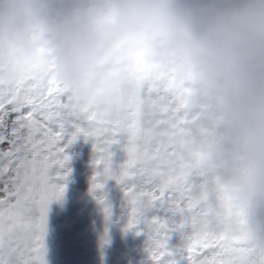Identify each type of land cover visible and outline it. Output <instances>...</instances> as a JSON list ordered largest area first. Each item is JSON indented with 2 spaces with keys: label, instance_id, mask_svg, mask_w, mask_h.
<instances>
[{
  "label": "snow or ice",
  "instance_id": "snow-or-ice-1",
  "mask_svg": "<svg viewBox=\"0 0 264 264\" xmlns=\"http://www.w3.org/2000/svg\"><path fill=\"white\" fill-rule=\"evenodd\" d=\"M126 71L105 102L79 110L54 76L0 83V264H46L48 205L64 193L65 149L80 135L93 139L100 169L90 190L120 186L145 264H264V238L231 228L225 185L202 163L208 118L188 78L143 60Z\"/></svg>",
  "mask_w": 264,
  "mask_h": 264
},
{
  "label": "clouds",
  "instance_id": "clouds-1",
  "mask_svg": "<svg viewBox=\"0 0 264 264\" xmlns=\"http://www.w3.org/2000/svg\"><path fill=\"white\" fill-rule=\"evenodd\" d=\"M137 60L188 78L230 226L264 238V0H0V83L51 75L87 109Z\"/></svg>",
  "mask_w": 264,
  "mask_h": 264
},
{
  "label": "flooded vegetation",
  "instance_id": "flooded-vegetation-1",
  "mask_svg": "<svg viewBox=\"0 0 264 264\" xmlns=\"http://www.w3.org/2000/svg\"><path fill=\"white\" fill-rule=\"evenodd\" d=\"M90 148L93 139L80 135L65 149L70 159L62 171H71L61 181L63 195L46 214V264H145V236L137 234L139 228H126L128 210L120 186L108 179L103 189L90 190L92 176L100 171L93 167L97 154Z\"/></svg>",
  "mask_w": 264,
  "mask_h": 264
},
{
  "label": "rangeland",
  "instance_id": "rangeland-1",
  "mask_svg": "<svg viewBox=\"0 0 264 264\" xmlns=\"http://www.w3.org/2000/svg\"><path fill=\"white\" fill-rule=\"evenodd\" d=\"M119 156H115L114 157V159L115 160H119ZM54 203V201H51L50 203H49V205H48V211L47 212H50V211H52V204ZM59 203V202H58Z\"/></svg>",
  "mask_w": 264,
  "mask_h": 264
},
{
  "label": "water",
  "instance_id": "water-1",
  "mask_svg": "<svg viewBox=\"0 0 264 264\" xmlns=\"http://www.w3.org/2000/svg\"><path fill=\"white\" fill-rule=\"evenodd\" d=\"M90 152H93V148L89 149Z\"/></svg>",
  "mask_w": 264,
  "mask_h": 264
}]
</instances>
